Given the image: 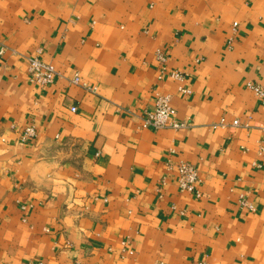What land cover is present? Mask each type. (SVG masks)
Returning a JSON list of instances; mask_svg holds the SVG:
<instances>
[{
    "label": "crops",
    "instance_id": "1",
    "mask_svg": "<svg viewBox=\"0 0 264 264\" xmlns=\"http://www.w3.org/2000/svg\"><path fill=\"white\" fill-rule=\"evenodd\" d=\"M3 47L0 264H264V0H0ZM159 93L186 128L141 127Z\"/></svg>",
    "mask_w": 264,
    "mask_h": 264
},
{
    "label": "built area",
    "instance_id": "2",
    "mask_svg": "<svg viewBox=\"0 0 264 264\" xmlns=\"http://www.w3.org/2000/svg\"><path fill=\"white\" fill-rule=\"evenodd\" d=\"M237 23L234 24V28L237 27ZM229 44H232V40L229 41ZM4 47L0 50V55L4 54ZM167 56L163 54L161 51L157 53V61L160 65V75L159 79L162 80L166 77L169 79L183 82L186 79V76L179 71H171L168 70L167 67ZM27 70L28 76L30 80L40 86L50 85L54 83V81L60 77V73L54 67V65L45 62L40 57H27ZM71 83L73 85L81 86L88 92H96L95 87L89 86L87 83L82 81L80 73L76 72L71 79ZM247 88L255 93L257 98L259 99L261 105L264 106V87L255 82H248L246 84ZM180 91L184 94H190L191 91L181 86ZM73 112L77 111L76 107L72 108ZM175 111L171 105V96L168 94L159 93L156 96L155 104L149 111H146L141 117V127L143 129H153V130H161V129H174L179 130L186 128L188 125L186 122H180L175 120L174 118ZM242 124L240 121L235 120L232 124V127H240ZM248 126V125H245ZM264 131V125L260 127ZM37 136L36 127L34 125L26 127L20 134V139L22 142H27ZM259 154H264V145L260 146ZM258 168H261L262 165L260 163H256ZM176 168L179 174L178 185L181 191L193 193L196 198H201L202 194L198 190V182L199 175L197 169L187 163L180 162L176 166L169 165V169ZM240 204L242 207L247 208L251 211H255L254 205L250 203V201L246 198L245 195L240 197ZM199 264H209L206 261H202Z\"/></svg>",
    "mask_w": 264,
    "mask_h": 264
}]
</instances>
